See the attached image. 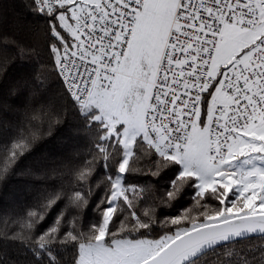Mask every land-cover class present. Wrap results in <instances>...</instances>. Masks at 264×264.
<instances>
[{"label": "snow or ice", "instance_id": "6c2138e0", "mask_svg": "<svg viewBox=\"0 0 264 264\" xmlns=\"http://www.w3.org/2000/svg\"><path fill=\"white\" fill-rule=\"evenodd\" d=\"M25 7L43 22L48 62L17 87L43 94L54 78L63 103L32 107L26 126L0 144V178L42 135L44 119L59 124L69 108L91 159L76 169L70 194L45 190L26 218L0 216V236L30 252L28 264H264V0H26ZM34 55L35 47L0 31V72ZM145 159L153 175L163 169L173 177L159 204L141 211L148 189L127 179ZM101 166L104 195L85 230ZM188 189L193 206L161 219L158 208ZM61 249L72 250L70 261ZM5 256L0 264H21Z\"/></svg>", "mask_w": 264, "mask_h": 264}, {"label": "trees", "instance_id": "16d2710c", "mask_svg": "<svg viewBox=\"0 0 264 264\" xmlns=\"http://www.w3.org/2000/svg\"><path fill=\"white\" fill-rule=\"evenodd\" d=\"M26 0H0V31L8 34H16V38L24 43L35 47L38 55L31 56L25 62L16 60L10 65L6 72H0V144L14 137L19 126L24 123L32 107L39 108L43 103L60 109L63 103L59 99L58 88L54 84V78L48 83L52 86L43 94H32L31 90L17 87V83L24 77H29L34 71L39 70V65L48 62L46 53L47 40L44 35L43 22L36 16L30 14L25 7ZM18 25H24L23 30H18ZM13 56L15 53L8 52ZM14 77H13V76ZM12 79V80H11ZM16 80V81H15ZM14 81V86L12 82ZM15 88V94L12 90ZM89 140L80 128V121L68 109L64 116L61 110V123L57 124L55 119H44L42 123V135L36 139L31 149L23 155L16 164L15 169L7 176L0 178V216L10 215L15 220L27 217L29 209L33 208L41 192L45 190L60 189L71 193L78 187L75 171L89 156ZM135 167L138 171L128 175L127 182L148 189L144 195L147 197L143 207L156 203L159 204V196L169 187V181L173 173L161 170L159 175H153L157 171L154 164L147 159L140 161ZM104 174L102 166L98 169L95 177L91 180L92 195L86 213L82 214L83 223L86 226L98 218L96 205L104 195V188L97 187ZM83 183V182H80ZM85 193L89 187L84 184L82 189ZM67 200L60 203L37 229V234L45 231L56 219L57 214L64 209ZM192 190L188 189L183 197L173 204L172 207L161 206L158 215L161 219L165 216H176L182 209L193 206ZM75 214L74 212H70ZM159 229V226H157ZM3 225L0 224V229ZM10 231H19V225H10ZM259 242V241H254ZM61 257L71 260L72 250L61 249ZM0 252L6 254L5 258L11 257L21 264H28L32 260L30 252L23 249L18 243H13L0 236Z\"/></svg>", "mask_w": 264, "mask_h": 264}, {"label": "rangeland", "instance_id": "374dc122", "mask_svg": "<svg viewBox=\"0 0 264 264\" xmlns=\"http://www.w3.org/2000/svg\"><path fill=\"white\" fill-rule=\"evenodd\" d=\"M12 76H13V75H12ZM13 77H14V76H13ZM11 80H12V79H11ZM15 81H16V80H15ZM15 83H17V82H15ZM15 83H14V81H13V82H12V86H14ZM3 111H4V110H3ZM3 111L0 109V112H1V113H4Z\"/></svg>", "mask_w": 264, "mask_h": 264}]
</instances>
